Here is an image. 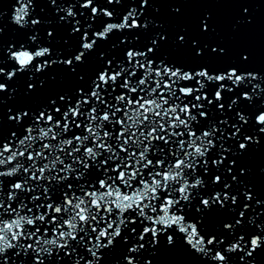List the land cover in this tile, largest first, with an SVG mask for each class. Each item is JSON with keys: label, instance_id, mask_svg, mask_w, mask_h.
Returning a JSON list of instances; mask_svg holds the SVG:
<instances>
[{"label": "snow or ice", "instance_id": "obj_1", "mask_svg": "<svg viewBox=\"0 0 264 264\" xmlns=\"http://www.w3.org/2000/svg\"><path fill=\"white\" fill-rule=\"evenodd\" d=\"M10 2L12 22L33 31L6 50L0 45V77L8 80L32 70V81L57 64L76 73V65L99 42L149 26L140 22L149 0H127L130 7L118 23L108 5L125 0ZM37 3L50 4L59 23L71 25L77 47L66 58H60L62 50L54 53L43 45L38 29L49 21L30 19ZM41 14L44 8L36 16ZM3 15L0 6V19ZM203 24L207 31V20ZM139 39L125 35L113 43V50L125 46L118 55L100 52L95 75L87 81L80 76L82 83L73 91L49 98L36 110L9 115L8 136L0 116V264H103L105 250L117 239L121 247L128 245L124 264H141L137 257L148 246L156 249L162 235L173 248L179 235L189 254L203 257L201 264H229L225 252L239 253V264H257L255 253L264 249V200L246 184L233 194V184L241 185L239 176L246 174L244 168L239 176L234 173L238 153L260 144V135L245 134V126L254 118L264 135V110H247L264 97V75L242 71L239 64L186 70L157 57L158 40L141 50ZM54 55L57 59H49ZM248 59L244 55L241 62ZM7 62H12L10 71ZM44 83L39 81L41 87ZM36 87L27 84L29 92ZM7 91V83L0 82V93ZM230 155L236 158L229 160ZM215 205L231 222L209 233L201 227L204 210Z\"/></svg>", "mask_w": 264, "mask_h": 264}, {"label": "water", "instance_id": "obj_2", "mask_svg": "<svg viewBox=\"0 0 264 264\" xmlns=\"http://www.w3.org/2000/svg\"><path fill=\"white\" fill-rule=\"evenodd\" d=\"M4 15L0 19V27L4 30L0 33V45L3 49L12 43H20L27 40V35L32 33V29H21L12 22L13 7L10 0H0ZM139 7V4L136 5ZM110 9H115L117 19L113 22H120L123 14L130 7L125 0L124 3L116 5H108ZM41 8L46 10V14L36 16ZM179 9V12L176 11ZM244 9H248L245 13ZM79 12V6H77ZM64 13H60L63 15ZM41 18L49 21L39 27L40 39L44 46L51 47L55 53L62 50L66 55L73 52L76 45V37L70 34L71 25H61L59 18L55 14L53 6L47 3H37L36 12L30 18ZM207 20L208 30H204L203 22ZM140 22L148 23V28L139 31L113 33L108 42L101 41L96 51L89 53L85 62L76 65V73H72L70 68L57 64L45 70L43 73H36L35 80L28 79L32 70L24 74H17L13 80L6 77H0V82L7 83L9 91L0 93V97L4 98V103L0 104V116L3 118L2 132L5 136L10 135L12 123L8 120V116L15 114L17 111L36 110L43 104L47 103L49 98H55L59 94L71 92L81 85L80 76H84L87 81L95 75L99 68V53L105 52L109 55H118L119 48L125 47L120 45L118 49L113 50L111 45L118 43L123 36L130 39L139 36L136 41L138 47L144 50L143 46H152L153 39L158 40L157 57H163L170 60L177 66H184L186 70L196 68L198 66H208L210 69H217L227 65L239 64L242 71H254L264 75V0H149L148 6L143 9V15ZM74 24L75 22L72 21ZM48 31L53 32V36L47 35ZM166 39H160V37ZM184 36L183 43L179 37ZM193 41L197 42L193 45ZM197 48L203 49V55L197 56ZM217 49L213 52L212 49ZM219 49H223L221 53ZM247 55L248 61H242V57ZM49 59H57L54 55ZM5 60L7 61L6 51ZM40 61H37L39 63ZM7 62L4 66L11 70L10 64ZM40 80H44V86L39 84ZM28 83H36V91L29 92L27 90ZM15 88V94H11V90ZM228 94H226L227 97ZM243 105H247V101H242ZM255 108L249 106V112H255L257 109L264 110V97L254 100ZM12 109V112H9ZM259 125L253 120L249 125L245 126V134L260 135V144H249L248 151L238 153L234 173L239 176L241 168L246 169V174L239 176L243 182L241 185L233 184V189H242L244 185H248L254 191L257 199L264 200V135L258 131ZM240 142L243 141V135ZM234 143L229 141V144ZM238 150V143H236ZM215 153V150H213ZM236 157L229 156V160ZM228 161H225V166ZM223 172V166L221 172ZM223 175L227 178V182H231V176L226 172ZM209 179V177H205ZM219 188L220 186H215ZM213 185L209 183L207 191H212ZM241 199L243 197L241 196ZM199 197H197V203ZM230 204V202H228ZM255 207V201L250 202ZM200 207H203L200 205ZM206 218L202 228L205 226L209 233L213 231H222V225L231 222L226 215L225 209H220L218 205L213 206L211 211L205 209ZM195 212V206L193 208ZM227 235V233H225ZM160 245L156 249L148 246L141 256L137 258L144 264V260L151 259L153 264H201L203 257L192 252L189 254L186 249L187 245L183 244L182 238L177 235L176 247L168 246L166 237H160ZM106 242V241H105ZM122 241L117 239L116 246L110 251L105 250V259L103 264H124L123 256L127 254L128 245L121 247ZM227 244V241L225 242ZM224 247V246H222ZM156 254L151 255L152 252ZM229 264H239V253H227ZM257 264H264V249L255 253Z\"/></svg>", "mask_w": 264, "mask_h": 264}]
</instances>
